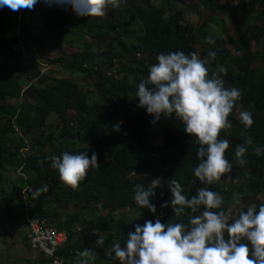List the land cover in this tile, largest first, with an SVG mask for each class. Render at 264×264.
Instances as JSON below:
<instances>
[{
    "label": "trees",
    "instance_id": "trees-1",
    "mask_svg": "<svg viewBox=\"0 0 264 264\" xmlns=\"http://www.w3.org/2000/svg\"><path fill=\"white\" fill-rule=\"evenodd\" d=\"M187 1L125 0L116 9L108 6L102 17L77 16L37 2L27 10L18 50L19 39L10 36L18 26L17 13L0 7V56L10 60L0 62V225L8 217L26 223L46 219L48 227L68 234L59 253L71 264L84 248L93 250L94 264H119L111 246L123 245L134 224L155 217L187 222L190 212L173 217L171 206L161 207L171 197L166 186L171 178L189 197L200 187L219 192L230 215L264 204V155L255 156L249 146L243 165L234 155L245 136L264 146V0H197L231 20L234 31L227 38L211 22L194 26ZM212 22L227 31L225 19ZM65 45L75 52L62 51ZM178 49L199 58L214 51L209 74L223 64L225 86L241 90L228 116L230 126L218 135L229 141L225 155L232 169L211 185L192 174L199 144L181 121L162 116L151 123L152 116L137 107L136 85L148 65L157 53ZM241 111L252 113L250 128L240 123ZM51 115L57 120L49 122ZM117 123L119 131L113 128ZM63 151L97 154L98 166L76 187L62 182L50 166L51 156ZM155 177L164 186L155 190L153 213L135 205L133 195L135 184L147 185ZM45 184L48 191L33 199L31 191ZM97 236L104 237L101 245L95 244Z\"/></svg>",
    "mask_w": 264,
    "mask_h": 264
},
{
    "label": "clouds",
    "instance_id": "clouds-1",
    "mask_svg": "<svg viewBox=\"0 0 264 264\" xmlns=\"http://www.w3.org/2000/svg\"><path fill=\"white\" fill-rule=\"evenodd\" d=\"M37 2L46 7L55 5L77 16L102 17L108 6L116 9L125 0H0V7L31 10ZM209 57H215V52L209 51L206 58L179 49L159 52L135 91L137 107L152 116L151 123L162 116L179 119L183 131L196 138L198 163L192 174L204 185L213 184L232 169L225 155L229 141L218 139V135L221 129L230 126L229 113L241 96L239 88L225 86L221 74H226L227 68L223 64H217L209 74ZM239 120L245 129L254 123L249 111H241ZM113 128L119 131V123ZM249 146L255 156L264 155V146L255 145L250 135L245 136L234 147L237 164L247 163L244 157ZM50 161L59 179L72 187L84 179L90 168L98 166L97 154L92 152L89 156L88 151H63L52 155ZM162 186L160 177L152 178L147 185L135 184V205L155 213L152 198L156 188ZM166 186L171 197L161 207L171 206L173 217L190 212L187 222L173 219L162 222L155 217L134 224V231L127 233L123 245L116 242L111 246L113 259L119 264H264V204H252L230 215L222 207V195L209 187L197 188L189 197L175 178L169 179ZM47 191L45 184L30 195L37 199ZM103 241V236H97L95 244L101 245ZM71 259H77L76 264H93L94 252L84 248Z\"/></svg>",
    "mask_w": 264,
    "mask_h": 264
},
{
    "label": "rangeland",
    "instance_id": "rangeland-1",
    "mask_svg": "<svg viewBox=\"0 0 264 264\" xmlns=\"http://www.w3.org/2000/svg\"><path fill=\"white\" fill-rule=\"evenodd\" d=\"M42 3H39V5ZM188 6H190L187 12V18L194 24V26H202L206 21L211 22L212 28L215 31L221 32L223 38H227L234 31V25L231 20H227V18L222 14H218L216 12H211L201 5L197 4V0L187 1ZM34 8V6H33ZM32 8V9H33ZM214 17L223 18L226 20L227 31L223 30V27L220 24H216L212 22ZM37 20L34 19V22ZM38 32V29H33L32 33L35 34ZM73 35L66 34L64 38L67 41L72 40ZM76 38V37H75ZM74 38V40H75ZM76 41V40H75ZM80 40L78 39V42ZM253 44V49L256 47ZM264 49V43L261 46ZM62 51L66 53H73L75 49L70 46H63ZM51 52V51H50ZM55 54L56 52H51ZM59 54H57L58 56ZM10 62V60H5L2 56H0V62ZM10 102H14V100H10ZM57 120L56 115H51L49 118V122H54ZM21 212V209L20 211ZM28 226L26 223V219L16 218V217H8L5 219L0 225V264H47L42 260L44 257L39 251H34L27 241ZM77 259H75L74 264H76ZM94 264V262H93Z\"/></svg>",
    "mask_w": 264,
    "mask_h": 264
},
{
    "label": "built area",
    "instance_id": "built-area-1",
    "mask_svg": "<svg viewBox=\"0 0 264 264\" xmlns=\"http://www.w3.org/2000/svg\"><path fill=\"white\" fill-rule=\"evenodd\" d=\"M27 10V8L16 10L18 26L10 34L12 38L15 37L19 39V43L15 50L21 48L20 44L25 29ZM46 223V219H28L27 237L31 248L35 251H39L50 261V264H71L69 259H65L59 253L68 242V234L65 231H59L56 228H50Z\"/></svg>",
    "mask_w": 264,
    "mask_h": 264
}]
</instances>
